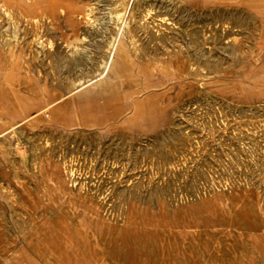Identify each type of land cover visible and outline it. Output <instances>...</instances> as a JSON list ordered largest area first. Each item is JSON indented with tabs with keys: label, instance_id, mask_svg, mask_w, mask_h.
I'll list each match as a JSON object with an SVG mask.
<instances>
[{
	"label": "rangeland",
	"instance_id": "1",
	"mask_svg": "<svg viewBox=\"0 0 264 264\" xmlns=\"http://www.w3.org/2000/svg\"><path fill=\"white\" fill-rule=\"evenodd\" d=\"M0 143V264H264V0H0Z\"/></svg>",
	"mask_w": 264,
	"mask_h": 264
},
{
	"label": "bare ground",
	"instance_id": "2",
	"mask_svg": "<svg viewBox=\"0 0 264 264\" xmlns=\"http://www.w3.org/2000/svg\"><path fill=\"white\" fill-rule=\"evenodd\" d=\"M106 26V25H105ZM34 32V31H33ZM141 34V33H140ZM146 38V37H145ZM233 47V46H232ZM142 57V56H141ZM19 97V96H18ZM24 118V117H23ZM259 121V120H258ZM12 131V130H11ZM11 133V132H10ZM13 137V136H12ZM19 134H17L16 132H14V138H15V141L16 143L14 144V147L16 149V151L18 152L19 154V157L20 159L23 161L25 159V154H24V150L21 149L20 147V144H21V141L19 139ZM4 140V139H3ZM1 144V143H0ZM6 149V148H5ZM6 152V151H5ZM3 157V156H2ZM39 169V168H38ZM7 205V204H6ZM203 205V204H202ZM72 207V206H71ZM203 208V207H202ZM225 209V208H224ZM199 210V208H198ZM227 211V210H226ZM250 209H246L244 211H239L238 212V215H240V218L243 222H247L249 219H250ZM189 214V213H188ZM191 216V215H190ZM193 216V215H192ZM209 216V215H208ZM187 221V220H186ZM210 221V220H209ZM60 228V227H59ZM77 244V243H76Z\"/></svg>",
	"mask_w": 264,
	"mask_h": 264
}]
</instances>
